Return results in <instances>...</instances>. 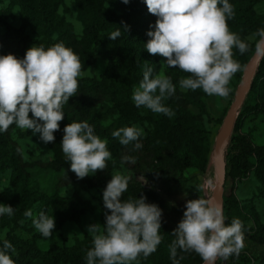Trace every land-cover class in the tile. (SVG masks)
Returning <instances> with one entry per match:
<instances>
[{
  "label": "clouds",
  "instance_id": "1",
  "mask_svg": "<svg viewBox=\"0 0 264 264\" xmlns=\"http://www.w3.org/2000/svg\"><path fill=\"white\" fill-rule=\"evenodd\" d=\"M130 0H123L128 4ZM148 10L157 17L153 28L147 32L150 39L146 49L150 54L166 57L167 66L189 73L179 81L182 90L202 89L208 95L227 98L228 87L241 65L234 59L233 49L241 54L249 49V43L231 32L228 20L235 16L229 0H145ZM119 29L108 34L115 41L121 36ZM256 53L264 55V28L254 34ZM153 68L145 65L143 79L134 89L132 100L136 107H145L170 118L174 116L164 100L176 92L172 79L163 74L153 77ZM79 56L63 43L54 46H33L23 58L14 54H0V133L15 124L22 130L40 134L45 144L55 140L54 133L64 119V105L78 93V78H82ZM32 113L30 116L29 113ZM61 143L66 160L71 161V171L78 179L108 167L112 153L107 140H102L88 121L72 122L63 129ZM122 145L139 143L143 129L136 126L113 131ZM21 151V149H17ZM127 161L130 158L124 157ZM129 177L112 175L103 192L106 220L88 226L93 236V247L87 252L86 264H139L138 257L147 258L157 250L162 236V209L146 197L121 199L128 190ZM183 219L172 234L176 236L170 246L172 264H180L177 248L194 251L204 264L227 261L239 256L244 248L243 224L233 219L225 223L223 208L214 199L187 200ZM14 215L11 205L0 203V216ZM32 218L31 210L25 211ZM36 230L46 238L53 237L55 217L40 211L32 220ZM15 248L4 239L0 246V264H15L11 254Z\"/></svg>",
  "mask_w": 264,
  "mask_h": 264
},
{
  "label": "trees",
  "instance_id": "2",
  "mask_svg": "<svg viewBox=\"0 0 264 264\" xmlns=\"http://www.w3.org/2000/svg\"><path fill=\"white\" fill-rule=\"evenodd\" d=\"M3 0H0V2ZM12 3L26 4L27 0H10ZM262 0H229L234 6L235 16L228 20L229 28L236 27L245 18L250 21L256 14V7ZM79 6L91 12L92 22L85 29V43L69 36L63 44L72 49L80 58L82 71L94 65L98 58L106 56L107 72L101 79L78 78V93L69 98L64 105V119L60 121L55 140L49 142L53 158L43 162L45 168L64 174V185L77 187L107 186L112 179L116 163L122 164L132 172L128 176V190L121 199H137L146 197L162 210L175 212V208L162 195H173L188 188L194 176L187 175L189 169L208 170V152L211 144L209 132L199 126L209 114V107L200 89L189 91V97L176 89L175 94L164 100L165 106L175 113L171 118L162 113H155L147 108L136 107L132 100L134 87L143 79L145 65L153 68V77L160 70V55L150 54L146 43L150 39L147 32L153 28L157 17L151 14L145 0H77ZM119 29L121 36L115 41L108 36ZM28 37L23 27L16 28L0 16V54H14L18 58L26 55ZM241 54L235 49L237 56L247 58L255 49L253 43ZM50 42H43L47 49ZM179 81L173 79L176 87ZM244 112L264 113V56L260 62L256 79L251 92L244 103ZM239 120V118H237ZM88 121L94 126L98 136L105 137L116 145L111 148L115 161L109 160L108 167L99 170L93 176L78 179L71 171V161L66 160L61 143L64 127L72 122ZM139 121L147 128L139 139L142 148L136 149L135 143L122 145L119 138L112 133L122 127L134 126ZM15 124L6 132L0 133V172L13 167L16 171L27 173L37 163L26 162L24 152L14 137ZM30 130L21 132L24 137ZM21 151H17V149ZM124 157H129L125 160ZM226 180H236L249 173L264 182V144L255 145L250 138L238 130L235 131L225 150ZM208 164V167H207ZM207 167V170H206ZM205 172V173H206ZM222 208L225 223L233 221L232 213L240 209V202L235 186H224ZM107 213L110 214L108 210ZM162 225H165L162 221ZM17 250L13 260L15 264H36L43 259V264H86L87 252L93 247H69L62 244H51L42 249L35 243L25 240H11ZM140 257H143L142 254ZM138 257V258H140ZM183 257V259H180ZM233 255L232 259H239ZM180 264H203L201 257L194 251L177 249ZM172 264V262L170 263ZM218 264V263H216Z\"/></svg>",
  "mask_w": 264,
  "mask_h": 264
},
{
  "label": "rangeland",
  "instance_id": "3",
  "mask_svg": "<svg viewBox=\"0 0 264 264\" xmlns=\"http://www.w3.org/2000/svg\"><path fill=\"white\" fill-rule=\"evenodd\" d=\"M0 16L11 26L24 28L25 35L29 40L26 52L33 46H43V42H50L49 47L63 43L69 36L85 43V29L93 19L91 12L81 8L77 0H27L26 4L3 0L0 2ZM240 21L241 23L236 27L229 28L230 31L238 34L245 42L253 43L255 49L245 59L237 56L235 48L233 49L234 59L240 63L241 69L234 74L228 85L231 89L229 96L227 98L210 96L200 89L209 107V114L199 124L209 132L211 138L208 152V164L210 162L209 167L207 164L208 170L207 167V172L196 168L189 169L187 175L194 176L195 180L190 182L187 189L177 191L170 196L162 194L176 210L172 213L162 210V221L165 225H162L160 229L161 243L157 250L147 258H138L139 264H170L172 262L170 246L176 239L172 232L183 219L186 201L198 198L209 199V194L204 187L205 182L213 179L217 173L213 155L216 137L235 100L245 69L256 52V41L259 40V37L254 34L258 29L264 28V0L257 5L256 14L252 20L247 21L242 18ZM166 59V57H160V70L157 75L163 74L170 77L172 81L173 79L187 78L190 75L179 68L168 67ZM107 69L108 61L104 55L98 58L94 65L83 71L84 76L82 78L101 79ZM256 76L257 72L254 80ZM253 84L254 81L247 98ZM176 89L189 97L190 89L182 90L180 86ZM141 109L143 110L145 107L142 106ZM29 115L31 116L32 113L30 112ZM237 118H239L236 120V123L238 121V130L242 134L247 135L255 145L264 144V113L247 114L244 112L243 105ZM131 122L134 126L142 128L143 131L147 128V125H143L139 121L131 120ZM29 130L31 134L22 137L20 133L27 130L17 127L14 137L22 146L25 161L37 164L30 167L27 173L16 171L13 167L0 172V203L11 205L14 208V215L0 216V246H2L4 239L10 242L12 239L25 240L37 244L42 249H47L54 243L69 247L88 248L93 246V236L88 233V226L100 224L102 229L104 227L105 213L108 211L104 208L103 201V192L106 186L89 187L85 185L84 187H77L70 184L64 185L63 173L40 165L53 158L49 143L45 144L40 140L39 133L34 135L33 130ZM99 137L102 140H107V147L111 152V148L116 144L105 137ZM110 160L115 161L113 155ZM116 164L112 175L117 173L126 176L132 175V172L122 164ZM225 186H235L240 209L232 213V218L239 219L243 224L245 246L240 252L241 257L239 259L229 258L226 262L218 259L216 263L264 264V182H261L254 173H249L236 180L227 179ZM147 202L151 203L148 200ZM27 210L33 212L32 218L24 215ZM40 211H44L50 217H55L56 228L52 238L43 237L32 223L33 219L38 218ZM9 253L13 258L17 250L15 252L9 250ZM42 260H38L36 264H43Z\"/></svg>",
  "mask_w": 264,
  "mask_h": 264
},
{
  "label": "water",
  "instance_id": "4",
  "mask_svg": "<svg viewBox=\"0 0 264 264\" xmlns=\"http://www.w3.org/2000/svg\"><path fill=\"white\" fill-rule=\"evenodd\" d=\"M263 56L264 55H259L255 52V54L253 55L252 59L250 60V62L248 63L245 69L243 80L241 84L239 85L237 92H236L235 100L232 103L224 119V123L217 134L216 141H215V147H214V153H213L214 158L220 157V145L223 142H226V147H227L230 141L231 135L234 131L238 113L240 112L241 108L243 107L246 101L248 92L252 86L256 72L259 68V65H260V62ZM224 159H225V155H224ZM225 183H226V163L224 161L223 171L218 181L217 189H216V193H219L222 197V202H223V193H224Z\"/></svg>",
  "mask_w": 264,
  "mask_h": 264
},
{
  "label": "bare ground",
  "instance_id": "5",
  "mask_svg": "<svg viewBox=\"0 0 264 264\" xmlns=\"http://www.w3.org/2000/svg\"><path fill=\"white\" fill-rule=\"evenodd\" d=\"M225 150H226V142H223L220 145V157L214 158L215 163H216V167H217V173L215 174L213 179L207 180L205 182V187H204L205 191L209 194V198L214 199L215 201H217L221 205H222V197L219 193H216V189H217L218 181H219L220 176H221L222 171H223V163L225 161V159H224ZM212 186H213V188H212V191L210 193V189Z\"/></svg>",
  "mask_w": 264,
  "mask_h": 264
}]
</instances>
